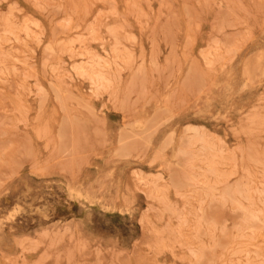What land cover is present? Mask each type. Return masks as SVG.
<instances>
[{
  "label": "rangeland",
  "instance_id": "1",
  "mask_svg": "<svg viewBox=\"0 0 264 264\" xmlns=\"http://www.w3.org/2000/svg\"><path fill=\"white\" fill-rule=\"evenodd\" d=\"M0 264H264V0H0Z\"/></svg>",
  "mask_w": 264,
  "mask_h": 264
},
{
  "label": "bare ground",
  "instance_id": "2",
  "mask_svg": "<svg viewBox=\"0 0 264 264\" xmlns=\"http://www.w3.org/2000/svg\"><path fill=\"white\" fill-rule=\"evenodd\" d=\"M140 28V27H139Z\"/></svg>",
  "mask_w": 264,
  "mask_h": 264
}]
</instances>
